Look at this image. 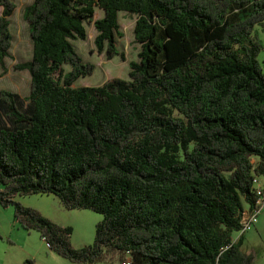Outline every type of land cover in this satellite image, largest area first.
Instances as JSON below:
<instances>
[{
    "label": "trees",
    "instance_id": "1",
    "mask_svg": "<svg viewBox=\"0 0 264 264\" xmlns=\"http://www.w3.org/2000/svg\"><path fill=\"white\" fill-rule=\"evenodd\" d=\"M0 6L6 71L17 4ZM97 8L99 53L126 58L121 11L137 16L142 49L129 79L77 87L96 65L74 41ZM23 17L33 56L14 67L30 72L31 90L0 89V204L75 264L106 247L131 264H252L234 235L264 177V0H34ZM36 194L103 214L94 242L75 247L73 227L16 200Z\"/></svg>",
    "mask_w": 264,
    "mask_h": 264
},
{
    "label": "rangeland",
    "instance_id": "2",
    "mask_svg": "<svg viewBox=\"0 0 264 264\" xmlns=\"http://www.w3.org/2000/svg\"><path fill=\"white\" fill-rule=\"evenodd\" d=\"M14 1L17 8L10 19L14 38L12 55L10 54L5 59L6 71L0 63V89L11 90L19 93L23 98H27L31 90V74L28 70H17L14 66L17 62L30 61L33 56V42L29 25L23 14L26 5L31 4L34 0ZM103 15L104 10L97 8L94 21L87 25V39L74 41L76 49L84 60L96 65L92 75L81 77L76 82L75 86L77 87L96 86L113 78L129 79L130 62L139 60L142 47L137 43L134 34L137 16L125 11L119 13L120 29L123 36L118 37L117 45L120 51L125 53L126 58L123 60L117 56L114 59H108L106 53L98 52L95 44L98 34L95 20ZM256 31L264 44V26L258 25ZM259 60L264 69V49L259 55ZM69 69L67 67V70ZM16 200L26 206L39 209L46 217L60 225L73 227L72 243L75 247L87 246L94 242L97 223L104 217L103 214L90 209H67L55 195H25L17 197ZM260 218L261 214L253 225V229L249 231L252 234L249 237L246 236L243 243L238 240L243 232L234 235L235 240H238L239 251L248 256L247 258H252V264H264V220L259 225ZM123 256L126 254L122 251L106 247L102 259L90 264H122ZM27 259H35L37 264H75L52 251L39 231L25 229L16 219L14 205L3 207L0 204V264H24Z\"/></svg>",
    "mask_w": 264,
    "mask_h": 264
},
{
    "label": "built area",
    "instance_id": "3",
    "mask_svg": "<svg viewBox=\"0 0 264 264\" xmlns=\"http://www.w3.org/2000/svg\"><path fill=\"white\" fill-rule=\"evenodd\" d=\"M262 176H256L254 179L255 190L257 193V200L255 203L254 208L251 210L249 214H244L242 219V232L250 230L253 225L258 221V217L261 212L264 210V185L262 184ZM131 254L130 252L127 253L122 264H131Z\"/></svg>",
    "mask_w": 264,
    "mask_h": 264
},
{
    "label": "crops",
    "instance_id": "4",
    "mask_svg": "<svg viewBox=\"0 0 264 264\" xmlns=\"http://www.w3.org/2000/svg\"><path fill=\"white\" fill-rule=\"evenodd\" d=\"M26 6H27V5H26ZM2 13H3V8L0 9V14H2ZM10 19H11V17H10ZM262 184L264 185V178H262ZM250 212H251V209H250L249 205H247L244 214H249ZM263 220H264V211L261 213V218H260L258 224L261 225L262 222H263ZM252 229H253V228H251L250 230H247V231L243 232L242 236H240V238H239L238 240H239V241L241 240V243H243L244 240L246 239L245 237H246V236L249 237V236L252 234L251 232H249V231H251ZM248 232H249V233H248ZM238 240H235V242H237Z\"/></svg>",
    "mask_w": 264,
    "mask_h": 264
}]
</instances>
